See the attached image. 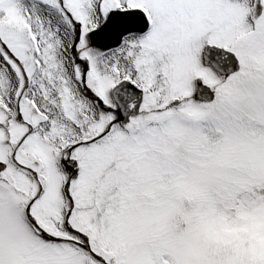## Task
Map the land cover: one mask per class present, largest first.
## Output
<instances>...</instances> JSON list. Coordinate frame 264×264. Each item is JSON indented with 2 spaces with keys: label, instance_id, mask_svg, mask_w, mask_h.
I'll return each mask as SVG.
<instances>
[{
  "label": "snow or ice",
  "instance_id": "6c2138e0",
  "mask_svg": "<svg viewBox=\"0 0 264 264\" xmlns=\"http://www.w3.org/2000/svg\"><path fill=\"white\" fill-rule=\"evenodd\" d=\"M0 264H264V0H0Z\"/></svg>",
  "mask_w": 264,
  "mask_h": 264
}]
</instances>
